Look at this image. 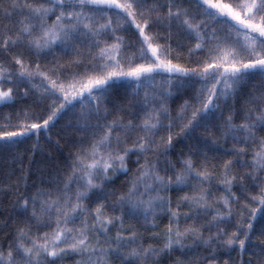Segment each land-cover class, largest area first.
<instances>
[{"label": "snow or ice", "instance_id": "1", "mask_svg": "<svg viewBox=\"0 0 264 264\" xmlns=\"http://www.w3.org/2000/svg\"><path fill=\"white\" fill-rule=\"evenodd\" d=\"M69 259L264 264V0H0V264Z\"/></svg>", "mask_w": 264, "mask_h": 264}, {"label": "trees", "instance_id": "2", "mask_svg": "<svg viewBox=\"0 0 264 264\" xmlns=\"http://www.w3.org/2000/svg\"><path fill=\"white\" fill-rule=\"evenodd\" d=\"M133 51H134V49H133ZM185 98H187V97H185ZM181 102H182V101H181L180 99H177V100L175 101V103L173 104V107H174V108L177 107V106L179 105V103H181ZM8 111H10V109H8V108H4V109H3V112H4V113H7ZM55 131H56V129L53 130V132H55ZM32 142H33L32 140L25 141L24 144H22V145L20 146V149H19V150H20L21 152H23L26 148L30 147V145H31ZM41 144H42V146H43V148H44L45 150L48 149L47 143H46L44 140H41ZM46 159H47V157L44 155V152H43V151L37 153V155H36V160H37V162L40 163L41 166H43V163L46 161ZM25 163H27V161H25ZM33 167L35 168L36 165H33ZM221 191H222V189H221ZM253 207H255V205H253ZM177 254H178V253H177ZM235 255H236V254L233 253V256H235ZM225 258H226V257H225ZM65 264H72L71 259L65 261Z\"/></svg>", "mask_w": 264, "mask_h": 264}]
</instances>
